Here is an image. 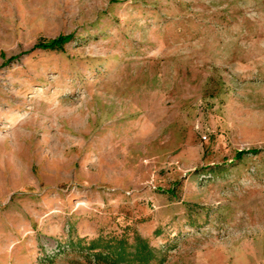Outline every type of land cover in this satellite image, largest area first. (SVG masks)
I'll list each match as a JSON object with an SVG mask.
<instances>
[{"label":"rangeland","instance_id":"374dc122","mask_svg":"<svg viewBox=\"0 0 264 264\" xmlns=\"http://www.w3.org/2000/svg\"><path fill=\"white\" fill-rule=\"evenodd\" d=\"M133 235L264 264V0H0V264Z\"/></svg>","mask_w":264,"mask_h":264},{"label":"trees","instance_id":"16d2710c","mask_svg":"<svg viewBox=\"0 0 264 264\" xmlns=\"http://www.w3.org/2000/svg\"><path fill=\"white\" fill-rule=\"evenodd\" d=\"M71 35L57 36L50 40L38 41L34 44V49L40 50H60L62 46L71 40ZM255 153L258 151H249L246 153ZM245 152L239 151L235 153V158L241 157ZM77 244L82 242L78 239ZM133 244L130 251L127 250L129 246L123 239L116 238H103L97 237L96 239L87 242L85 247L78 248L84 251L86 255L92 256L96 260H102L106 264H161L162 260H157L153 250L149 247L145 239L138 235H133ZM116 259H113V258Z\"/></svg>","mask_w":264,"mask_h":264}]
</instances>
